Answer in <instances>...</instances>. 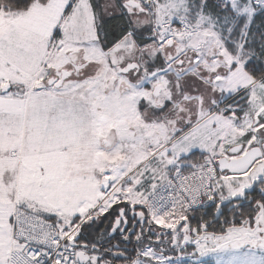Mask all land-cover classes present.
Instances as JSON below:
<instances>
[{"label": "snow or ice", "instance_id": "snow-or-ice-1", "mask_svg": "<svg viewBox=\"0 0 264 264\" xmlns=\"http://www.w3.org/2000/svg\"><path fill=\"white\" fill-rule=\"evenodd\" d=\"M0 264H264V0H0Z\"/></svg>", "mask_w": 264, "mask_h": 264}]
</instances>
